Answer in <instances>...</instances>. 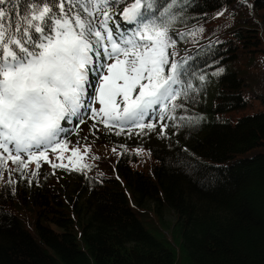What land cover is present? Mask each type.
<instances>
[{"label": "trees", "instance_id": "trees-1", "mask_svg": "<svg viewBox=\"0 0 264 264\" xmlns=\"http://www.w3.org/2000/svg\"><path fill=\"white\" fill-rule=\"evenodd\" d=\"M134 2L110 0L108 24L123 39L139 28L122 18ZM166 5L157 0L145 18L168 27L169 62L183 72L180 96L166 110L169 136L146 128L126 141L114 173H76L69 194L49 173L13 179L5 164L0 264H264V0H175L162 15ZM76 11L85 15L82 8L69 14ZM103 11L91 17L97 28ZM241 108L252 113L226 117ZM82 112L87 118L89 108ZM131 147L147 150L149 169L132 167ZM22 206L35 215L36 236L16 215ZM165 210L173 217L170 236L143 220L164 223Z\"/></svg>", "mask_w": 264, "mask_h": 264}, {"label": "snow or ice", "instance_id": "snow-or-ice-1", "mask_svg": "<svg viewBox=\"0 0 264 264\" xmlns=\"http://www.w3.org/2000/svg\"><path fill=\"white\" fill-rule=\"evenodd\" d=\"M11 2L0 0V168L9 159L19 169L27 168L33 158L39 168L41 158L47 161L49 146L56 151L63 143L67 150L61 122L77 118L82 123L85 106L105 128L111 123L121 131L125 125L152 131L155 126L144 124L145 116L153 109L163 113L180 96L176 86L183 72L169 62L167 49L174 46L169 29L145 18L157 0H135L123 10L125 22L139 23L133 38L123 43L108 27L110 0L77 5L71 0H26L22 9L6 12L2 6ZM170 4L162 15L175 7V0ZM101 7L104 19L97 28L91 17ZM74 8H82L85 15H70ZM93 100L101 105L98 110L92 108ZM88 151L85 146V155ZM21 153L27 154V161ZM72 157L76 159L69 160L70 170L90 169L86 163L77 166L84 158L78 148ZM52 167L67 168L62 163Z\"/></svg>", "mask_w": 264, "mask_h": 264}, {"label": "rangeland", "instance_id": "rangeland-1", "mask_svg": "<svg viewBox=\"0 0 264 264\" xmlns=\"http://www.w3.org/2000/svg\"><path fill=\"white\" fill-rule=\"evenodd\" d=\"M99 13V16H96V22L98 24L101 21L103 16V12H96ZM109 29H111L115 35V38L123 43V39L121 37V30L114 26L113 28L110 27L108 24ZM120 31V32H119ZM171 35V33L169 32ZM110 47V45H109ZM112 61H108L111 63ZM167 74V69H166ZM91 78V77H90ZM177 88V87H176ZM212 88L210 89L209 93H211ZM135 93H133V97ZM121 100V97L117 98ZM92 108L99 109L101 105L98 101H92ZM252 113L251 109L241 108L237 110H232L226 113V117L232 121H235L238 117L246 114ZM82 114H84L82 112ZM163 115V119H160V116ZM83 116V122L78 123L77 118H72L70 122H67V126L61 122L62 127L66 126L64 129L67 132L66 135L60 134L64 143L67 144V150L64 149L63 143L59 145L56 151H53L52 146H49L46 151L47 161L43 158L39 161V168L36 166L35 158L32 159L31 162L28 163L27 168L19 169L17 164H14L10 159L6 163V172L8 173L9 177L15 179V177L21 174L22 177H29V181L32 177L35 179L38 178H45V174L49 173L53 175L55 178H59L62 181L63 185L66 188V193H71L73 187L76 185L77 177L76 173H83V174H90L92 176L101 177L99 175H106L109 173H114L116 170L117 162L121 156V149L125 148V144L127 140L130 142L136 141V139L140 138L141 136H145L143 133L146 128L141 131L140 128L136 127L135 125L129 127L127 125L124 126V130L117 126L109 124V128H105L104 124L100 122V117L97 116L96 118H92L91 112L89 109V115L87 118L85 115ZM166 111L161 113L157 109H153L151 113L145 116L143 120L144 124L152 123L154 124V128H157V131L164 135L169 136L166 131V126L164 122L166 121ZM65 122V121H64ZM95 125V127H93ZM111 129V130H109ZM120 132L119 135L116 133ZM124 142V143H123ZM134 143V142H133ZM85 146L89 149L87 154L85 155ZM79 149L80 154L84 157L82 160L77 161V166L79 164H87L90 165V169H86L83 171H75L70 170L71 165H69L70 159H76L72 157V151L74 149ZM115 149V151H113ZM2 151V150H0ZM130 151L128 155L134 160L132 167L147 170L152 165V159L150 154L147 150L138 147L137 149L129 148ZM259 151V148L251 150L250 154ZM7 156V154H4ZM57 155H62L63 160H58ZM21 157L23 160L27 161L28 156L26 153H21ZM64 164L66 167H56L53 168V164ZM94 172L99 173L96 175ZM35 173V175H33ZM83 174H79L83 176ZM78 176V175H77ZM79 176V177H80ZM17 217L21 221L23 227L30 232L33 236H36V220L35 215L27 206L19 207L16 212ZM150 230L153 232H162L167 236L171 234V228L168 226L172 223L173 217L169 214L167 210L164 211V223L161 220L154 219L153 215L150 216L149 219H143ZM158 221V222H157ZM177 264H184L182 260H179Z\"/></svg>", "mask_w": 264, "mask_h": 264}]
</instances>
